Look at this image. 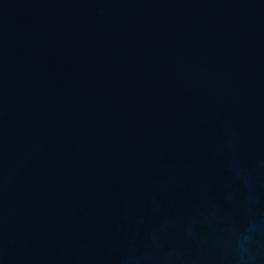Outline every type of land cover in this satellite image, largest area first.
<instances>
[{
  "label": "water",
  "instance_id": "obj_1",
  "mask_svg": "<svg viewBox=\"0 0 264 264\" xmlns=\"http://www.w3.org/2000/svg\"><path fill=\"white\" fill-rule=\"evenodd\" d=\"M0 264H264V0H0Z\"/></svg>",
  "mask_w": 264,
  "mask_h": 264
}]
</instances>
